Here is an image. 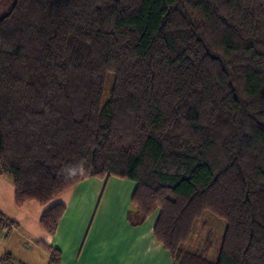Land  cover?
<instances>
[{
  "label": "trees",
  "instance_id": "trees-1",
  "mask_svg": "<svg viewBox=\"0 0 264 264\" xmlns=\"http://www.w3.org/2000/svg\"><path fill=\"white\" fill-rule=\"evenodd\" d=\"M0 175L18 207L129 180V224L158 212L172 264H264V0H15L0 17ZM206 211L226 221L215 262L182 249ZM65 212L47 207L41 227Z\"/></svg>",
  "mask_w": 264,
  "mask_h": 264
},
{
  "label": "crops",
  "instance_id": "crops-1",
  "mask_svg": "<svg viewBox=\"0 0 264 264\" xmlns=\"http://www.w3.org/2000/svg\"><path fill=\"white\" fill-rule=\"evenodd\" d=\"M14 3L0 0V17L8 14ZM135 189L134 182L117 177L80 182L56 197L66 212L50 234L40 225L47 207L35 201L18 207L12 178L0 175V212L16 222L17 238L36 243L30 250L38 248L40 261L18 254L12 241L7 242V251L0 252V258L7 254L12 264H48L49 254L40 241L61 251V264H172L169 251L154 237L158 212L137 227L127 220Z\"/></svg>",
  "mask_w": 264,
  "mask_h": 264
},
{
  "label": "rangeland",
  "instance_id": "rangeland-1",
  "mask_svg": "<svg viewBox=\"0 0 264 264\" xmlns=\"http://www.w3.org/2000/svg\"><path fill=\"white\" fill-rule=\"evenodd\" d=\"M111 85L112 77H108L105 92L106 97H108ZM54 203H57V198L46 207H49ZM225 230L226 221L213 213L206 211L201 218L196 221L193 235L188 242L182 245V249H184V251L207 252L208 257L215 262L219 256ZM16 234L17 230H15L14 227L7 237L2 238L0 241V252L4 249L7 251V242L12 241L11 246L15 248L18 254L27 255V257H30L37 262L40 261V255L36 252L39 251L38 248L37 250H30L33 249V246L36 247V243L30 241V239L17 238Z\"/></svg>",
  "mask_w": 264,
  "mask_h": 264
},
{
  "label": "built area",
  "instance_id": "built-area-1",
  "mask_svg": "<svg viewBox=\"0 0 264 264\" xmlns=\"http://www.w3.org/2000/svg\"><path fill=\"white\" fill-rule=\"evenodd\" d=\"M13 229L14 226L11 223L4 221L0 226V241L2 240V238L7 237ZM0 264H12V263L4 261Z\"/></svg>",
  "mask_w": 264,
  "mask_h": 264
}]
</instances>
